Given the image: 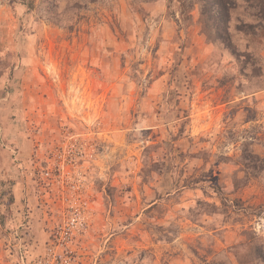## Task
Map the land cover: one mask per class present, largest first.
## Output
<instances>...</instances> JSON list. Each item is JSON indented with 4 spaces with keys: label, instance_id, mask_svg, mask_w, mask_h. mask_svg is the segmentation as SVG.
I'll list each match as a JSON object with an SVG mask.
<instances>
[{
    "label": "rangeland",
    "instance_id": "obj_1",
    "mask_svg": "<svg viewBox=\"0 0 264 264\" xmlns=\"http://www.w3.org/2000/svg\"><path fill=\"white\" fill-rule=\"evenodd\" d=\"M208 1L0 0V264H264V0Z\"/></svg>",
    "mask_w": 264,
    "mask_h": 264
},
{
    "label": "trees",
    "instance_id": "obj_2",
    "mask_svg": "<svg viewBox=\"0 0 264 264\" xmlns=\"http://www.w3.org/2000/svg\"><path fill=\"white\" fill-rule=\"evenodd\" d=\"M209 1H211V0H209ZM208 1V2H209ZM212 4L213 5H215V4H217V5H219V10H220V12H221V17L223 18V17H225L226 19L228 18L226 15H225V11H224V9H223V6H222V4H221V0H212ZM206 17H208V20H209V22H210V24H217L216 23V20H214V18H213V15H212V13L209 11H206ZM219 26L220 25H216L215 27L219 30V33H221V31H220V29H219Z\"/></svg>",
    "mask_w": 264,
    "mask_h": 264
}]
</instances>
